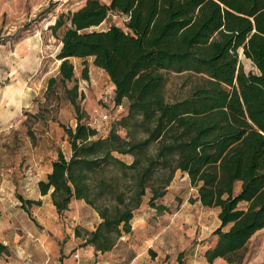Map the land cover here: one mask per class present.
Segmentation results:
<instances>
[{
  "label": "trees",
  "instance_id": "obj_1",
  "mask_svg": "<svg viewBox=\"0 0 264 264\" xmlns=\"http://www.w3.org/2000/svg\"><path fill=\"white\" fill-rule=\"evenodd\" d=\"M111 14L126 18L124 29L92 30ZM49 30L62 32L57 76L47 80L45 97L62 96L76 124L65 130L70 156L58 151L37 188L57 215L72 201L98 215L94 230H75L81 247L95 254L115 249L143 204L167 212L161 200L179 171L196 190L189 201L218 210L206 261L238 264V253L264 228V0H86ZM239 51L255 72L244 71ZM72 58H92L114 86L115 105L127 102L126 114L104 137L81 110ZM168 72L204 79L185 98L168 102ZM81 79L88 80L86 67ZM18 199L30 218L29 209L41 205ZM8 252L0 243V255Z\"/></svg>",
  "mask_w": 264,
  "mask_h": 264
},
{
  "label": "rangeland",
  "instance_id": "obj_2",
  "mask_svg": "<svg viewBox=\"0 0 264 264\" xmlns=\"http://www.w3.org/2000/svg\"><path fill=\"white\" fill-rule=\"evenodd\" d=\"M85 1L0 0V243L6 241L9 251L0 255V264H63V258H69L64 264H71L70 259L74 264L98 262L93 248L81 247L82 239L75 236L76 229L81 235L94 230L99 221L95 211L82 201H72L67 211L57 215L49 196H40L37 188V183L50 172L58 151L66 158L70 156L65 130L74 129L76 124L74 108L62 96L45 97L47 80L57 76V37L62 32L55 36L49 27L60 14L78 10ZM109 1L100 0L104 4ZM125 21V17L111 14L92 30L103 31L111 25L124 29ZM27 43L31 50L21 49ZM92 61L70 59L78 92L84 97L81 110L88 122L96 118L92 122L104 135L123 112V106L115 105L109 78ZM239 62L245 72L256 71L241 51ZM83 67L88 71L87 81L81 79ZM165 77L168 102L185 98L204 79L185 72H168ZM71 86L67 84L68 88ZM11 87L17 92H9ZM103 115L108 116L107 121L102 120ZM119 134L124 136L121 130ZM122 159L127 163L131 160ZM195 191L178 172L161 200L168 211L153 212L146 227L135 226L128 240L118 243L105 262L127 264L131 247L139 252L149 247L155 264H207L204 252L216 242L213 232L220 225L218 210L190 202ZM19 196L41 201L40 206L29 209L31 218L22 210ZM148 197L147 194L144 202ZM143 212H147L146 208L137 215ZM237 256L242 258L238 264H264V229L252 236ZM139 264L146 263L140 260ZM212 264L231 263L216 259Z\"/></svg>",
  "mask_w": 264,
  "mask_h": 264
},
{
  "label": "crops",
  "instance_id": "obj_3",
  "mask_svg": "<svg viewBox=\"0 0 264 264\" xmlns=\"http://www.w3.org/2000/svg\"><path fill=\"white\" fill-rule=\"evenodd\" d=\"M27 46V49L25 48ZM30 44H25V45H23L22 47H21V49L23 48V49H25V51H29V50H31V49H29L30 47ZM34 47L36 46V47H38V50H39V46H38V44H34L33 45ZM20 47H18L17 49H19ZM59 48H60V45H59ZM20 49V52H23L24 53V51H22ZM40 51V50H39ZM101 70V69H100ZM9 92H17V89H14V87L12 88H10L9 89ZM112 92H113V100H114V86L112 85ZM121 106H123V112L122 113H120V116L121 115H125L126 114V110H127V102L126 101H123L122 102V105ZM119 116V117H120ZM118 117V118H119ZM118 118H116L115 120H117ZM107 133V132H106ZM105 133V134H106ZM105 134L104 135H102V134H100L99 133V130H98V135L99 136H102V137H104L105 136ZM179 171H177L176 173H175V175L178 173ZM180 173V175H182L183 176V179L184 180H187L188 181V179H187V176L185 175V174H182L181 172H179ZM174 178H175V176H174ZM173 178V179H174ZM172 183V182H171ZM188 184H189V181H188ZM196 192V191H195ZM43 197H45V196H43ZM196 197V195L193 197V199ZM79 202H81V201H79ZM195 203H198V202H195ZM199 204V203H198ZM142 208H146V211L147 212H143L140 216H138L137 215V213H139V212H142ZM153 212L154 213H156L155 212V210H153V209H151V208H149V207H147V205L146 204H143L136 212H135V215H134V218H133V221H132V231H131V234L133 233V231H134V228H135V226H145L146 227V225H147V220H148V218H149V216L151 215H153ZM100 222V220L98 221V223ZM264 229V228H263ZM262 229V230H263ZM261 231V230H260ZM259 232V231H258ZM257 232V233H258ZM256 234V233H255ZM254 234V235H255ZM253 235V236H254ZM128 236H130V234L129 235H126V236H123L121 239H120V241L122 242V241H126V240H128ZM3 243V245L4 246H6L7 247V242L6 241H4V242H2ZM1 243V244H2ZM114 251V249L112 250V251H110V252H105V253H96V255H97V258H98V262L96 263V264H107L105 261H107L108 259H109V257L112 255V252ZM207 251V250H206ZM205 251V252H206ZM131 259L129 260V262H127V264H139V262H140V260H143L146 264H155L154 262H153V260H151V257L149 256V254H152V252H151V250L149 249V247H147L145 250H142V252H139V251H136L133 247H131ZM204 252V253H205ZM95 254V253H94ZM99 254V255H98ZM61 255H62V253H61ZM60 255V256H61ZM79 255V253L78 254H74V256H71V258H76L77 256ZM61 258V257H60ZM205 258V257H204ZM69 258H63V264L65 263V261H67ZM217 259H221V258H217ZM205 260H206V258H205ZM216 260V259H215ZM214 260V261H215ZM70 263L71 264H74V260L73 259H70ZM213 261V262H214ZM207 262V261H206ZM45 264H48V263H45ZM207 264H209L208 262H207Z\"/></svg>",
  "mask_w": 264,
  "mask_h": 264
},
{
  "label": "built area",
  "instance_id": "obj_4",
  "mask_svg": "<svg viewBox=\"0 0 264 264\" xmlns=\"http://www.w3.org/2000/svg\"><path fill=\"white\" fill-rule=\"evenodd\" d=\"M119 106H121V105H119ZM95 119H96V118L91 119V121L89 122V125H90L91 127L95 128V129L98 131V129L95 127V124H96V123H93V122H92V121H95ZM102 120H103V121H107V120H108V116H107V115H103V116H102Z\"/></svg>",
  "mask_w": 264,
  "mask_h": 264
}]
</instances>
